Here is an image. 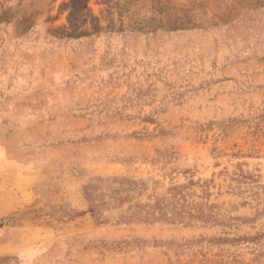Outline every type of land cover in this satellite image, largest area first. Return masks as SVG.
Masks as SVG:
<instances>
[{"label":"rangeland","instance_id":"374dc122","mask_svg":"<svg viewBox=\"0 0 264 264\" xmlns=\"http://www.w3.org/2000/svg\"><path fill=\"white\" fill-rule=\"evenodd\" d=\"M0 264H264V0H0Z\"/></svg>","mask_w":264,"mask_h":264}]
</instances>
